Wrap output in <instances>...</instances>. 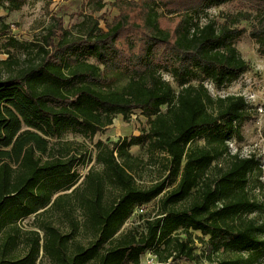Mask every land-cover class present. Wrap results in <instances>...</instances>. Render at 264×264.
Instances as JSON below:
<instances>
[{"label":"trees","instance_id":"16d2710c","mask_svg":"<svg viewBox=\"0 0 264 264\" xmlns=\"http://www.w3.org/2000/svg\"><path fill=\"white\" fill-rule=\"evenodd\" d=\"M28 1L0 0V14ZM234 1L116 0L120 14L105 27L88 16L74 35L57 20L38 42L18 41L0 15V264H141L148 252L159 264H264L261 162L229 146L243 141L254 108L241 95L213 97L205 84L222 90L250 70L237 49L241 22L255 19L250 37L264 56V0H245L255 16L203 23L208 8ZM88 4L92 14L107 6ZM136 112L147 120L139 135L93 141ZM93 161L81 181L79 168ZM150 168L160 178L143 188L137 178ZM157 199L142 230H123ZM53 210L65 231L43 218Z\"/></svg>","mask_w":264,"mask_h":264},{"label":"rangeland","instance_id":"374dc122","mask_svg":"<svg viewBox=\"0 0 264 264\" xmlns=\"http://www.w3.org/2000/svg\"><path fill=\"white\" fill-rule=\"evenodd\" d=\"M115 1L116 0H103V2L107 3V6L101 12L92 14L91 6L88 4L89 0H52L51 3H49L48 0H29L20 11L10 13L2 10L0 15L7 24L11 25V34L18 41L38 42L40 38L45 36L49 30L57 24V20H61L64 24V28L71 30L74 35L81 34V23L88 16L102 18L100 23L102 27H105L106 23H111L114 18L120 14L118 9L111 6ZM240 11H247L251 12L254 16L256 15V12L250 8V5H248L245 0H235L234 2L208 8L204 12V15H202V21L204 23L207 21V18H213L218 22H223V14H237ZM162 23L165 27L171 28L174 24V15L165 14V19ZM253 24H255V19L250 22H241L239 27L244 30V34L237 42V49L242 57L250 64V70L232 86L222 90L216 89L214 85L208 81H206L205 84L213 97L241 95L244 96L254 108L253 119L243 126V141H232L229 146L233 153L238 151L242 157L247 158L256 155L259 159H264V56L260 55L258 52V45L250 37ZM5 42V39L0 41L2 50H5L3 47ZM17 54H21V57L24 59V53L18 52ZM0 58L6 59L7 55L2 54ZM165 78L171 80L169 76H165ZM174 87L176 86L174 85ZM249 96H253V98L249 100ZM144 128H147V120L140 112L134 113L129 122H125L122 116H117L111 126L105 128L102 133H98L94 136L93 141L95 143L99 140L104 142H115L124 137L139 135ZM65 139L74 140L79 144L85 143L90 150H93V144L90 143L89 140L85 141L83 138L71 134L66 136ZM132 153L136 156L146 158L144 152L138 147L133 148ZM92 165H94V161L86 168H79L81 181ZM159 178L160 174L158 170L150 168L143 172L141 178H137V182L144 188L151 186L158 181ZM261 182L264 185V175L261 178ZM254 195L259 201L264 202V193L262 189L255 190ZM157 206L158 199L137 207L132 217L124 225L123 230L126 231L133 228L142 230L144 222L156 215ZM76 215L78 217L77 219L81 221V214ZM43 218L51 220L64 231L69 226L63 213L57 210L50 211L49 214ZM36 221L34 216L30 217L23 221L21 226L24 229H32ZM194 235L201 236V233L194 232ZM79 239L83 245H88V237L80 236ZM201 251L202 247L198 245L197 253L201 254ZM141 264H159V262L152 253L148 252L142 256ZM169 264L195 263L172 261ZM200 264H206V262H201Z\"/></svg>","mask_w":264,"mask_h":264},{"label":"built area","instance_id":"2783aa9c","mask_svg":"<svg viewBox=\"0 0 264 264\" xmlns=\"http://www.w3.org/2000/svg\"><path fill=\"white\" fill-rule=\"evenodd\" d=\"M253 98V96H249V100H251ZM260 111H262V110H260ZM238 152V151H237ZM236 153V152H235ZM256 156V155H255ZM250 157V156H249ZM256 158L257 159H259L257 156H256ZM260 160V162H261V167H262V169H263V175H264V159L262 158V159H259ZM263 177V176H262Z\"/></svg>","mask_w":264,"mask_h":264}]
</instances>
